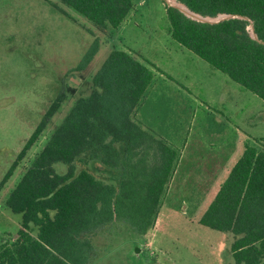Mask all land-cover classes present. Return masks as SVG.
<instances>
[{
	"label": "rangeland",
	"instance_id": "obj_1",
	"mask_svg": "<svg viewBox=\"0 0 264 264\" xmlns=\"http://www.w3.org/2000/svg\"><path fill=\"white\" fill-rule=\"evenodd\" d=\"M175 3L136 0L123 24L100 27L62 0H0V245L17 237L23 220L7 205L10 194L76 100L91 93L110 53L121 49L155 73L133 117L174 148L175 162L154 224L146 233L122 220L101 227L89 235L90 264H236L237 235L200 220L246 146L264 150V99L172 37L167 5ZM96 40L95 57L77 70ZM61 93L59 110L2 185ZM76 165L116 186L128 168H107L90 153ZM55 168L65 173L68 165Z\"/></svg>",
	"mask_w": 264,
	"mask_h": 264
},
{
	"label": "trees",
	"instance_id": "obj_2",
	"mask_svg": "<svg viewBox=\"0 0 264 264\" xmlns=\"http://www.w3.org/2000/svg\"><path fill=\"white\" fill-rule=\"evenodd\" d=\"M62 1L100 27H119L136 0ZM178 1L203 15H236L201 22L167 5L175 40L264 99V0ZM251 25L259 39L252 36ZM98 50L96 40L76 69H85ZM154 76L131 52L110 53L93 76L91 93L76 100L7 199L23 220L17 237L0 245V264H90L94 246L89 235L101 227L122 220L146 233L154 224L176 155L163 138L133 117ZM64 100L61 93L51 104L2 185ZM86 153L107 168L126 163L119 185L86 167L79 169L76 162ZM147 158L153 163L151 170H146ZM57 162L66 163L67 172H57ZM200 222L237 235L232 244L236 264H262L264 150L246 146Z\"/></svg>",
	"mask_w": 264,
	"mask_h": 264
},
{
	"label": "water",
	"instance_id": "obj_3",
	"mask_svg": "<svg viewBox=\"0 0 264 264\" xmlns=\"http://www.w3.org/2000/svg\"><path fill=\"white\" fill-rule=\"evenodd\" d=\"M171 6H175L177 8H179L182 12H184L187 16L197 20V21H201V22H210V23H216V22H220L222 20L225 19H229V18H234L236 17V15L234 14H228V13H220L217 16H210V15H203L200 14L198 12L193 11L192 9H190L186 4L176 0L175 4H171ZM252 31L251 34L255 39H259L255 30H254V26L251 25Z\"/></svg>",
	"mask_w": 264,
	"mask_h": 264
},
{
	"label": "crops",
	"instance_id": "obj_4",
	"mask_svg": "<svg viewBox=\"0 0 264 264\" xmlns=\"http://www.w3.org/2000/svg\"><path fill=\"white\" fill-rule=\"evenodd\" d=\"M142 103V102H141Z\"/></svg>",
	"mask_w": 264,
	"mask_h": 264
}]
</instances>
